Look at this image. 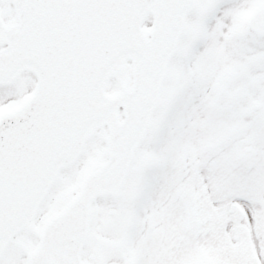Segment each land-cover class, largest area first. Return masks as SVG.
Returning <instances> with one entry per match:
<instances>
[{
  "label": "snow or ice",
  "instance_id": "snow-or-ice-1",
  "mask_svg": "<svg viewBox=\"0 0 264 264\" xmlns=\"http://www.w3.org/2000/svg\"><path fill=\"white\" fill-rule=\"evenodd\" d=\"M0 264H264V0H0Z\"/></svg>",
  "mask_w": 264,
  "mask_h": 264
}]
</instances>
